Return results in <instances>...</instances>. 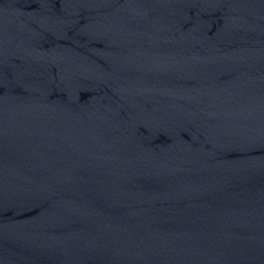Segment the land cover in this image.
Masks as SVG:
<instances>
[{"label": "water", "instance_id": "95a60500", "mask_svg": "<svg viewBox=\"0 0 264 264\" xmlns=\"http://www.w3.org/2000/svg\"><path fill=\"white\" fill-rule=\"evenodd\" d=\"M0 264H264V0H0Z\"/></svg>", "mask_w": 264, "mask_h": 264}]
</instances>
